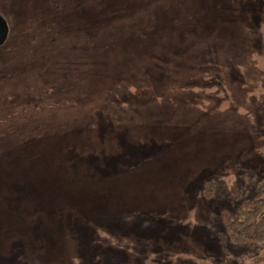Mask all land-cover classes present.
Masks as SVG:
<instances>
[{
  "label": "rangeland",
  "instance_id": "obj_1",
  "mask_svg": "<svg viewBox=\"0 0 264 264\" xmlns=\"http://www.w3.org/2000/svg\"><path fill=\"white\" fill-rule=\"evenodd\" d=\"M0 14V264H242L219 215L264 193V0Z\"/></svg>",
  "mask_w": 264,
  "mask_h": 264
},
{
  "label": "trees",
  "instance_id": "obj_2",
  "mask_svg": "<svg viewBox=\"0 0 264 264\" xmlns=\"http://www.w3.org/2000/svg\"><path fill=\"white\" fill-rule=\"evenodd\" d=\"M201 196L205 200L217 196L214 181L203 186ZM219 216L226 243L242 251V264H264V253L257 251L264 244V193L241 200L234 211L224 210Z\"/></svg>",
  "mask_w": 264,
  "mask_h": 264
},
{
  "label": "water",
  "instance_id": "obj_3",
  "mask_svg": "<svg viewBox=\"0 0 264 264\" xmlns=\"http://www.w3.org/2000/svg\"><path fill=\"white\" fill-rule=\"evenodd\" d=\"M9 35V26L6 19L0 14V46L3 45Z\"/></svg>",
  "mask_w": 264,
  "mask_h": 264
}]
</instances>
